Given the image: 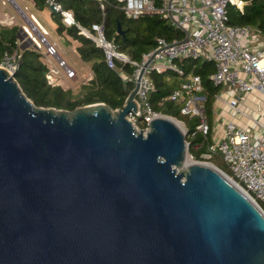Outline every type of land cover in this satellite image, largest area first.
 Here are the masks:
<instances>
[{"label": "water", "instance_id": "95a60500", "mask_svg": "<svg viewBox=\"0 0 264 264\" xmlns=\"http://www.w3.org/2000/svg\"><path fill=\"white\" fill-rule=\"evenodd\" d=\"M137 88L114 111L43 108L0 68V264H264L263 210L213 166L179 172V123L125 118Z\"/></svg>", "mask_w": 264, "mask_h": 264}, {"label": "built area", "instance_id": "2783aa9c", "mask_svg": "<svg viewBox=\"0 0 264 264\" xmlns=\"http://www.w3.org/2000/svg\"><path fill=\"white\" fill-rule=\"evenodd\" d=\"M46 1L53 5L64 27H76L79 35L102 50L107 67L116 71L123 83L131 81L134 87L138 85L134 98L136 112L130 111L125 117L137 131L147 132L149 123L160 116L152 109L149 100L153 90L150 74L167 70L182 74L176 60L212 62L215 72L210 79L214 86L230 93V99L225 104L234 113L240 111V96L244 93L259 91L264 99V48L251 47L256 40L253 29L228 24V6L242 9L244 3L241 0H111L127 19L156 15L183 35L173 40L156 38L155 46L144 52L139 60H131L106 38L103 23L108 0H96L102 12V21L92 24L90 29L77 23L72 12L63 9L55 0ZM5 2L17 9L14 0ZM14 23V15L0 19V25L3 26H12ZM31 28L37 33L34 25ZM39 38L45 48L43 55L48 66V83L54 85L63 76L70 80L75 78L74 69L59 57L56 44L48 42L42 35ZM19 57L16 52L11 56L5 55L0 68L14 75ZM52 60L56 61V66ZM125 65L133 68L131 74L125 70ZM220 96L221 93H218L216 98L220 99ZM169 99L180 104L181 116L189 120L196 119L189 136L208 135L211 128L206 118L203 87L199 77L192 74L186 76ZM183 131L187 136L184 127ZM217 153L226 163L230 179L258 206V202L264 203V129L254 135L237 123L228 121L220 140L212 143L201 157L211 160Z\"/></svg>", "mask_w": 264, "mask_h": 264}, {"label": "trees", "instance_id": "16d2710c", "mask_svg": "<svg viewBox=\"0 0 264 264\" xmlns=\"http://www.w3.org/2000/svg\"><path fill=\"white\" fill-rule=\"evenodd\" d=\"M32 1L35 9L49 10L46 0ZM242 9L234 5L228 6V24L231 26H246L255 30L264 39V0H241ZM63 9L72 12L75 21L82 27L90 29L92 24L102 21V12L96 0H55ZM104 33L108 40L112 41L117 49L125 53L131 60H139L141 55L155 46L156 38L166 40L180 39L182 33L171 26L159 16H144L138 19H127L116 3L108 0L104 11ZM56 26V31L71 37L78 42L76 52L83 63L89 65L92 77L80 85L78 95H74L71 89H63L59 85L48 83L46 76L48 66L43 61V53L25 31L18 25H0V63L5 55L11 56L15 52L19 54L17 69L13 75L22 92L37 107L54 108L57 110L74 111L79 107L103 103L112 111L121 109L134 85L131 81L123 83L116 71L107 67L104 54L101 49L87 38L79 35L76 27H64L57 13H51ZM118 23L125 35L117 33ZM176 65L182 74L173 71L161 73L152 72L150 77L153 82V90L150 93L152 109L163 116L180 120L188 132L186 141L189 143V155L195 161H203L201 157L207 152L213 143L211 130L207 136L196 134L189 136L196 124V119L189 120L180 115V104L169 99L170 94L180 86L183 79L189 74L200 78L205 99L206 118L210 128V115L216 96L221 87L214 86L210 79L215 72L212 62L201 60H176ZM125 70L131 74L133 68L125 65ZM144 127V126H142ZM217 159L223 170L230 171L217 153L213 159ZM264 211V203L258 202Z\"/></svg>", "mask_w": 264, "mask_h": 264}, {"label": "rangeland", "instance_id": "374dc122", "mask_svg": "<svg viewBox=\"0 0 264 264\" xmlns=\"http://www.w3.org/2000/svg\"><path fill=\"white\" fill-rule=\"evenodd\" d=\"M16 5L23 11L24 15L27 17L29 22L26 19H23L22 16L19 15V11L12 5L8 4L5 2V0H0V19L4 20L6 15H14L15 16V23L13 25H18L21 26V28L27 33V35L32 39V41L38 46V48L41 50L42 53H44L45 48L44 44L40 42L39 34L42 35L45 40H47L50 43L57 42L58 45H64V47L68 48L67 44L65 41H69L71 45H77L78 42L75 40H68L66 37L64 38V35L59 34L56 31V26L53 21V16H51L50 12L48 9H44L42 11L35 12L36 18L32 17L31 11H34L35 6L32 5V1H29V5L31 9H28L25 0H14ZM35 26V29L37 31L34 32L31 28V25ZM62 37V38H61ZM65 40V41H64ZM75 43V44H74ZM56 44V43H55ZM57 47V52L60 55V57L63 58V60L70 66L75 68L77 71L80 72V74L77 75V78H73L71 80L65 79L64 81H58L54 85H59L63 89H71L74 95H78L80 91V85L82 83H86L90 78L91 75L89 74V65L86 63H83L80 58L77 56L76 53L70 51H66V54L61 52L59 50V47ZM61 58V59H62ZM53 65L56 66V61L52 60L51 61ZM87 66V68H86ZM181 129L183 130L184 124L180 120L175 119ZM189 157L192 159V157L189 155ZM193 160V159H192ZM202 163L210 164L211 166L217 168L219 171H221L225 176L230 178V175L228 172L222 169V167L219 165L218 160L211 159V160H203L199 161ZM179 172L183 171L184 168H178L177 169Z\"/></svg>", "mask_w": 264, "mask_h": 264}, {"label": "crops", "instance_id": "0c3cea01", "mask_svg": "<svg viewBox=\"0 0 264 264\" xmlns=\"http://www.w3.org/2000/svg\"><path fill=\"white\" fill-rule=\"evenodd\" d=\"M25 4L28 9H31L28 0H25ZM35 12H37L35 8H34V11L32 10L30 12L32 17L34 18H36ZM253 34H255L254 37H256V40L251 45V47L252 48H264L263 37L259 33H257L255 30L253 31ZM63 35H64V38L66 37L68 40L73 41L71 37L65 34ZM65 42L68 48L67 47L65 48L64 45H58L57 42H53V43H56V46H58L59 50H61V52H63L64 54H66V51H70V50H72V52L77 54L76 47L78 46V44L74 45L73 47V45H71L69 41H65ZM43 59H44L43 61L45 62L46 60L44 57ZM70 68L74 69L75 78H77V75L80 74V72L77 71L73 67H70ZM89 74L92 77L91 70H89ZM65 79L67 78L63 76L61 77L60 81H64ZM219 93H221V96H220L221 100L217 98L215 99V102L213 103V106H212V112L210 115L211 139L213 143H216L220 140L223 134L225 125L228 121L237 123L239 126L248 129L254 135H258L260 132H262V130L264 129V99H263L262 94L259 91H252L250 93L242 94L240 96L241 98L240 105H239L240 111L237 113L232 112L225 104V101L230 99V93L227 92L225 89H221Z\"/></svg>", "mask_w": 264, "mask_h": 264}, {"label": "bare ground", "instance_id": "6f19581e", "mask_svg": "<svg viewBox=\"0 0 264 264\" xmlns=\"http://www.w3.org/2000/svg\"><path fill=\"white\" fill-rule=\"evenodd\" d=\"M192 161V159L188 156L186 161L183 163V167L182 168H186V166ZM207 165H210V164H207ZM211 166V165H210Z\"/></svg>", "mask_w": 264, "mask_h": 264}]
</instances>
